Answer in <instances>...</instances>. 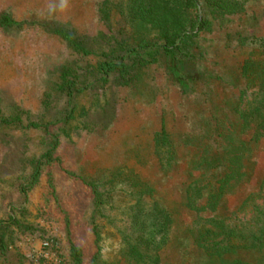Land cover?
Segmentation results:
<instances>
[{"label":"trees","instance_id":"trees-1","mask_svg":"<svg viewBox=\"0 0 264 264\" xmlns=\"http://www.w3.org/2000/svg\"><path fill=\"white\" fill-rule=\"evenodd\" d=\"M242 10L235 0H99L100 30L94 37H78L72 28L43 23L77 57L92 63L61 72L55 86L66 109L60 119L22 123L19 114H0L1 125L17 123L50 138L47 149L30 160L31 172L20 177L18 192L24 198L43 166L61 165L55 155L58 134L50 132L51 126L87 116L92 107L77 108V97L95 90L96 83L107 89L113 81L144 92L149 87L146 81L154 80L149 70L158 68L183 103L194 108L185 130L169 132L162 127L151 136L157 171L168 176L182 170L179 208L133 168L123 167L99 179L78 176L92 199L95 250L89 264H264V170L259 169L264 145V47L246 49L232 66L219 51L227 17ZM13 25L21 22L0 15V26ZM236 35L243 46L245 36ZM226 36L231 38L230 33ZM49 97L46 92L45 105ZM253 181L257 190L230 209L234 196ZM181 209L189 217L185 222L179 220ZM239 212L245 214L240 217ZM14 228L25 231L34 226L8 213L0 217L4 264H9V247L15 246ZM109 233L115 238L114 257L103 247ZM69 243L61 262L86 264L82 248L72 239ZM166 250L173 252L174 260L164 258Z\"/></svg>","mask_w":264,"mask_h":264},{"label":"rangeland","instance_id":"rangeland-1","mask_svg":"<svg viewBox=\"0 0 264 264\" xmlns=\"http://www.w3.org/2000/svg\"><path fill=\"white\" fill-rule=\"evenodd\" d=\"M98 1L0 0V15L6 13L21 22V25L0 26L1 115L19 114L22 123L64 116L65 99L55 86L61 72L70 67L83 69L92 61L77 57L60 37L48 33L43 23L72 28L78 37H94L100 30L96 17ZM235 1L243 10L227 17L219 47L228 59V66L241 59L246 49L264 47V0ZM237 32L246 38L243 46L239 45ZM215 41L214 44L218 42ZM149 72L154 80L146 81L149 87L144 92L111 81L107 89L96 83L95 90L77 97V108H92L84 118L51 126L50 132L58 134L55 155L61 165L53 162L43 166L38 182L26 198L18 192L20 177L31 172L30 160L47 149L50 138L41 130L25 129L17 123L0 124V217L8 213L34 226L25 231L14 228L15 246L9 247V264H64L61 255L68 253L70 239L82 248L84 261L89 264L95 250L90 225L92 199L78 176L99 179L123 167L133 168L179 208L182 170L179 168L168 176L157 171L151 155V136L162 127L169 132L185 130L194 108L183 103L177 89L158 68ZM46 92L50 93L47 105ZM259 156V169L264 170V145ZM48 174L52 189L47 183ZM257 185L253 181L240 190L230 209H235L248 193L256 191ZM188 219L179 210V220ZM109 234L103 247L106 255L114 257L115 238ZM163 253L166 260H174L172 251ZM0 264H4L1 259Z\"/></svg>","mask_w":264,"mask_h":264}]
</instances>
